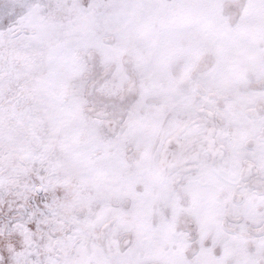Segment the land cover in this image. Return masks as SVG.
Instances as JSON below:
<instances>
[{
  "label": "snow or ice",
  "instance_id": "6c2138e0",
  "mask_svg": "<svg viewBox=\"0 0 264 264\" xmlns=\"http://www.w3.org/2000/svg\"><path fill=\"white\" fill-rule=\"evenodd\" d=\"M0 264H264V0H0Z\"/></svg>",
  "mask_w": 264,
  "mask_h": 264
}]
</instances>
